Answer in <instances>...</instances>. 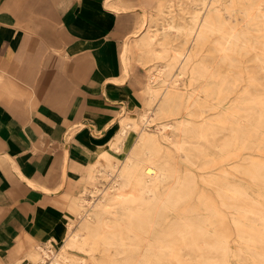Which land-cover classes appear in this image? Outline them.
<instances>
[{
  "label": "bare ground",
  "instance_id": "6f19581e",
  "mask_svg": "<svg viewBox=\"0 0 264 264\" xmlns=\"http://www.w3.org/2000/svg\"><path fill=\"white\" fill-rule=\"evenodd\" d=\"M148 20L123 50L149 66L144 109L121 116L90 164V179L101 171L109 185L99 198L76 195V228L66 227L59 248L50 239L7 264H228V213L241 200L238 253L264 264V205L231 175L264 179V164L239 156L264 135V0H159ZM172 147L210 191L176 165Z\"/></svg>",
  "mask_w": 264,
  "mask_h": 264
},
{
  "label": "crops",
  "instance_id": "0c3cea01",
  "mask_svg": "<svg viewBox=\"0 0 264 264\" xmlns=\"http://www.w3.org/2000/svg\"><path fill=\"white\" fill-rule=\"evenodd\" d=\"M139 22L133 0H0V264L61 239L75 174L140 91Z\"/></svg>",
  "mask_w": 264,
  "mask_h": 264
},
{
  "label": "rangeland",
  "instance_id": "374dc122",
  "mask_svg": "<svg viewBox=\"0 0 264 264\" xmlns=\"http://www.w3.org/2000/svg\"><path fill=\"white\" fill-rule=\"evenodd\" d=\"M133 3L138 9L140 22H139L138 29H137L135 35L130 40H128L124 43L123 50L125 47H129V44L131 45V43L147 27V23L149 21L148 16H149L151 11L155 10L157 5L159 4V0H133ZM173 8L177 12H179L178 6L175 5ZM236 9H238V7H236ZM236 12L238 15H240L238 10ZM208 45L212 46V43H210ZM128 53H129V56L127 57V59H125V61L129 66L134 65L136 67V70L138 68L137 72L139 73V76L141 78V86H140V91L136 96V102L133 105L134 107H132L131 109H129L127 111H124V113H126V114L131 113V114L138 115L144 109V104H145V100L147 97L146 93L144 91V87H145V83L147 80V71H148L149 66L143 65L142 63H140L137 60L136 53L131 52V50ZM253 55H254L253 53H245L244 57L250 58V57H253ZM252 63H253V60L248 61V64H252ZM236 70L240 75L243 76L244 82L246 83V80L248 81V78L246 77V74H245L246 71L242 68H237ZM260 80L261 81L263 80L262 74H261ZM258 87H259L261 93L264 94V84H261ZM227 105H228V103L225 102L223 105L224 108ZM134 137H135V132L131 131L129 134V140L132 141ZM259 144L261 145L259 147V149L258 148H255V149L246 148V149L242 150V152L239 156L246 157L245 164L248 165L249 162H251V161H253L257 165L258 164H264V135H262V137L259 139ZM171 152H172V156H173L174 161L177 163L176 165L183 171L187 167L191 168L197 176V182H198L199 188L203 189V190L210 191V187H208L207 183L201 179V175L204 174L201 172L202 170L199 167L190 165L186 161L184 156L178 150L174 149V147H172ZM208 152L210 154H214L212 150H210ZM239 156H238V158H239ZM249 167H250V170L256 169L255 166H249ZM88 169L89 168H85L83 171L81 170L79 174H75L74 186L72 188V192H71V195L69 197L70 204L73 202L76 195L80 194V192L82 190H84L85 188L87 189L86 197L89 199H92L94 197L99 198L101 188L109 185L110 179L105 175L104 172H101V171H95L94 172V175H95L94 179H90V176H89V178L87 180V175L89 172ZM231 175H232L234 183L244 185L248 189V191L250 193H252V195L255 198H257L258 201H260V203L262 205H264V179H255L254 176L251 175V173H249V172L248 173H242L240 171H235V170L231 171ZM247 208H248V205H246V200H241V201L236 202L234 209H232V212L228 213V216L230 219L229 223H230V233H231V237H230L231 246H230L228 264H251V262L249 261V260H251V258L247 260L245 255H239V253H238L237 248H238L239 243H240V239H239L238 234H239L240 229L235 225V223L232 220L233 216L236 218H239V219L240 218L245 219L243 213H245ZM69 211H70L71 217H70V220H69L67 226L70 225V227L76 228L77 221L75 220V216L70 209H69ZM66 227H65V229H66ZM49 240H46L43 243L45 244ZM51 240H52L53 245L54 244H55V246L57 245L56 248H59L60 245L63 243L61 239L51 238ZM73 252H76L80 256H85V257L87 256L84 252H78V251H73ZM98 255H99V253H98Z\"/></svg>",
  "mask_w": 264,
  "mask_h": 264
}]
</instances>
